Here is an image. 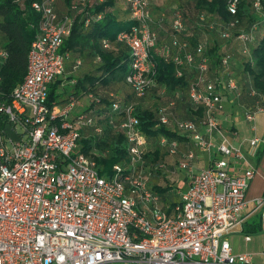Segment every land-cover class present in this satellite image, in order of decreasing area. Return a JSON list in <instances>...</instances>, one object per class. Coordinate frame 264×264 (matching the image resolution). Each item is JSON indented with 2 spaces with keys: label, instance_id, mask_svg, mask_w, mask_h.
Here are the masks:
<instances>
[{
  "label": "built area",
  "instance_id": "obj_1",
  "mask_svg": "<svg viewBox=\"0 0 264 264\" xmlns=\"http://www.w3.org/2000/svg\"><path fill=\"white\" fill-rule=\"evenodd\" d=\"M88 1L74 0L70 10L82 12ZM157 1L124 0L135 21L129 32L117 36L129 50L124 82L135 97L143 98L156 85L154 53L173 62L176 78L194 72L187 80L186 95L201 117L175 121L174 128L188 135L194 149L214 157L206 168L195 171L194 151L182 152L177 140L160 136L159 147L178 158L174 173L183 171L186 177V188L175 191L179 200L165 203L148 184L151 173L163 171L165 165L157 162L151 169L146 167L148 138L140 129L134 105L112 102L113 112L121 110L113 127L126 140L127 158L112 167L111 175L100 174L94 156L79 153V140L80 130L94 124L91 113L99 116L102 109L94 106L70 118L75 98L64 106L47 103L50 86L65 72L68 55L60 50L73 17L59 16L56 0L33 2L39 21L25 77L9 101L0 98V264H257L252 255L234 252L228 237L242 232L249 202L253 206L249 215H260L264 231V195L247 201L254 170L249 167L234 174L230 165L255 157L264 147V131L261 137L237 146L222 135L218 117L223 101L226 96L238 99L240 85L228 73L230 53L223 52L221 70L213 76L205 53L209 30L220 40L232 41L242 56L250 58L259 27L242 28L235 16L239 0H228L232 19L224 26L217 17L210 20L200 13L197 26L205 34L191 47L184 13L177 10L170 21L171 46L159 48L152 27V7ZM250 2L255 13L264 12V0ZM90 22L87 17L84 26ZM101 44L109 49L107 40ZM6 57L0 46V59ZM80 65L77 58L73 68ZM259 99L243 111L245 121L253 122L264 111V96ZM155 120L157 127H170L166 107L156 109ZM243 241L250 242L251 236L244 235ZM260 255L264 257V249Z\"/></svg>",
  "mask_w": 264,
  "mask_h": 264
},
{
  "label": "trees",
  "instance_id": "obj_2",
  "mask_svg": "<svg viewBox=\"0 0 264 264\" xmlns=\"http://www.w3.org/2000/svg\"><path fill=\"white\" fill-rule=\"evenodd\" d=\"M36 1L41 0H0V46L7 54L4 60L0 59V98L6 102L9 101L11 92L23 81L26 74L27 54L37 32L39 21V16L31 8V4ZM57 1L59 0H56L55 9L58 15L69 14L73 17L70 34L63 40L60 52H80L88 49L95 56H98L101 61L100 66L96 69V73L99 76L88 75L77 80L75 85L76 93L73 96L76 97L81 91L84 94L93 95L96 83L102 87H109L124 82L129 70V56H117L109 50L112 42L123 45L117 41L118 34L129 32L135 26V21L131 18L128 7L126 9V20L119 21L112 13L113 0H101V2H98L99 0H89L84 10L79 13H72L70 10L74 0H61L65 5L63 13L57 11ZM250 3V0H239L235 15L242 22V28L246 27L248 30L252 24L259 27L258 40L250 49V58L242 56L238 47L232 41L225 42L220 40L218 37L213 36L216 35L214 31L209 30L206 31V36L209 37L205 54L210 61L211 76H213V72L221 70L220 60L223 52L227 51L232 55L228 73L232 74L239 82L241 90L239 98L246 95L251 98L250 100L254 104L260 100L261 96H264V12L261 15L255 13ZM227 4L228 0H197L196 7L202 13L208 15L210 20L217 17L225 26L232 19L227 10ZM177 10L184 13L185 21L187 19L186 11L177 7L170 13L169 24L165 15H161V18L164 17L163 19H166V23L161 22L158 30L154 29L157 34L159 48L162 45L171 46L170 21ZM97 16H100V18L96 20ZM87 17H90L92 22H90L88 27H85L84 24ZM160 32L163 33L161 37L159 35ZM188 35L190 36L186 39L190 46H196L200 41V36L194 32H189ZM104 39L109 42V49H103L101 41ZM77 57L74 58L73 65ZM236 59L238 60L237 67L234 64ZM152 60L155 64L152 79L156 85L162 86L168 91H175L176 89L186 90L187 80L192 79L194 72L189 74L187 78H176L175 67L171 60L164 61L156 53L152 55ZM249 84L255 90V96L250 95ZM58 86L59 82L56 80L49 88L47 96L49 106H57L64 103V101H58ZM112 95V98L110 96H92L95 99H92L91 106L102 109V111L96 117L94 116L95 112L91 113L93 115V126L81 130L100 129L101 133L99 132L100 134L95 137L85 138L80 131L79 153L92 154L96 161L97 170L102 175H111L112 167L116 164H121L127 158L126 140L123 134L113 127V123L117 122L121 110L118 109L113 112L109 107L112 102H118L121 105L127 103L114 94ZM134 114L139 120L141 131L149 140L151 137L158 139L160 136L177 141L184 139L163 126L157 127V121L152 111L135 108ZM99 122L104 123L103 129L98 126ZM107 131L112 133V138H107L105 135ZM152 189L162 196L165 203L169 202L165 194H162L164 190L153 187ZM253 231L255 230L249 229V232Z\"/></svg>",
  "mask_w": 264,
  "mask_h": 264
},
{
  "label": "crops",
  "instance_id": "obj_3",
  "mask_svg": "<svg viewBox=\"0 0 264 264\" xmlns=\"http://www.w3.org/2000/svg\"><path fill=\"white\" fill-rule=\"evenodd\" d=\"M121 1V2H120ZM114 2V6H113V10L112 13L113 15L117 18V20L122 21V20H126L127 18V11L124 10V12L121 11V4H123V0H113ZM167 1L165 0H159L157 1V3L155 5H153L152 7V18H153V23L152 26H154V29L159 28V23L164 22L166 23V19H163L161 17L155 16L154 17V9L156 8V6L158 5H162L163 3L165 4ZM57 11L59 12H64L65 11V5L63 4V2L61 0L57 1ZM156 11V10H155ZM160 37L163 36V33L160 32L159 33ZM105 40V39H104ZM111 48L109 51L113 52L114 55H128L129 56V50L124 46V45H120L117 44L115 42H112L110 44ZM235 53V52H234ZM66 54L68 55L66 64H65V72L64 74L59 77L57 79V82H59V86H58V90L57 93L59 94V98L58 101H64V103H62L61 105H57V106H64L69 98H75L77 100V105L74 109V111L72 112V114L70 115V118H74V116H76L78 113H84L88 110H90L93 106H91V102H92V96H113L112 94H114L115 96H117L118 98H120V92L119 89L123 90V87L126 88L128 91H126L127 94H130L132 96L133 93L131 92L130 88L125 84V82L119 83V84H115L109 87H102L101 85L97 84L94 86V92L93 95H89V94H84L83 91L79 92L78 95L75 97L73 96L74 93H76V89H75V85L77 80L82 79L85 76L88 75H95V76H99V74L96 73V69L100 66L101 61H98L96 59L97 56H95L90 50H83V51H78V52H74V51H68L66 52ZM78 56L77 58L81 59V65L78 68H73V61L74 58ZM76 58V59H77ZM75 59V60H76ZM75 64V63H74ZM235 66H238V60L236 59L234 62ZM112 90H114L112 92ZM175 92H179L181 94L182 90H175V91H170V93H175ZM61 95H64L63 98H60ZM123 95V94H121ZM125 96V95H123ZM129 95H126L124 98L125 100L129 99ZM228 97V96H227ZM243 97V96H242ZM238 98V99H233L231 100V98H228V103L233 105L234 109H238L239 113H235V114H226L224 115V113H222L219 116L220 119V126H221V133L224 137L227 138L228 142H230L232 145H239L241 144V142H243L246 139H250L253 137H261L264 131V111L258 113L255 117V120L251 123L247 122L244 120L243 118V111L249 107H251L252 101L250 100L251 98L247 97L246 95L243 98ZM124 100V101H125ZM183 100L180 97L178 100H172L171 104H172V111L174 113L177 114V112L180 111V106ZM190 102V101H189ZM186 104V102H184ZM262 104L264 105V99L262 100ZM190 103L189 105L187 104V115L184 116L186 120H190L191 118H194V112L192 110V108L190 107ZM189 108V109H188ZM233 109V110H234ZM191 110V111H190ZM198 114L201 112L200 110H197ZM224 115V117H223ZM238 116V117H237ZM245 121V126L247 127V131L249 133V136L246 138H241L240 137V130H242L243 126L242 125H237L236 123L239 121ZM242 121V122H243ZM175 133H177L179 135V132L173 127V129H171L170 127L167 128ZM225 130V131H224ZM81 131V130H80ZM82 132V131H81ZM181 137H183L184 139L182 141H177L179 144V149L182 152H186L189 150H193L195 153V158L193 161V165H194V170L195 171H199L203 168H206L209 163L210 160H212L211 155H207L205 153H201L200 151H198L197 149H194L190 138L188 137V135L184 134L181 135ZM158 140V139H157ZM149 139H148V143H149ZM242 148L245 150L246 149V145L243 144ZM163 153H165V151L163 150ZM176 158L177 161V157L174 156ZM253 168L254 170V177L253 179L250 181L249 183V187L247 189L246 192V199L247 201H251L252 199L256 198V197H260L264 195V147H260L257 155L255 157H247L246 158V162H232L230 165V169L232 168V171L234 174H239L242 171H244L247 168ZM177 177L179 179H181L183 182V186L184 188L182 190H184L186 188V177H185V172L181 171L177 173ZM256 182L260 183V190H257L256 192L252 191L251 185ZM175 190V189H174ZM172 191V196H173V200H169V202H167L168 204H172L174 202H177L179 200L178 196L176 195L175 191ZM250 205V202L247 205V208L244 210V215L246 216V220L245 222L242 224L241 229L242 232L240 233H234L233 235H230L228 237V240L231 236H235V235H240L239 237H242L241 241L244 243V245H248L251 241L252 238H254L252 235H257V233H259L260 231H263L262 228L260 227V223L259 225H255V223L251 222V219L253 216L257 215H249L250 212L252 211H248V207ZM252 205V204H251ZM249 229L255 230L253 232H249ZM244 235H250L251 236V241L245 243L243 241V237ZM237 251V250H236ZM235 252V250H234ZM238 253H242L239 252Z\"/></svg>",
  "mask_w": 264,
  "mask_h": 264
},
{
  "label": "rangeland",
  "instance_id": "obj_4",
  "mask_svg": "<svg viewBox=\"0 0 264 264\" xmlns=\"http://www.w3.org/2000/svg\"><path fill=\"white\" fill-rule=\"evenodd\" d=\"M98 1V0H97ZM167 1L165 4L163 3L162 5L156 6L154 9V17H162L161 15H165L166 19L168 20L169 24V16L170 13L172 12L173 9L181 8L186 11L187 19L185 21L187 31L188 33H196L199 36H202L205 34V31L201 30L202 27L197 26V21H198V16L201 12L196 7V2L197 0H165ZM121 2V1H120ZM121 11L124 12V10L127 9V5L123 0V4L120 6ZM156 10V11H155ZM164 18V17H163ZM216 37V35H213ZM209 37V36H208ZM123 87L122 89H119L118 92H120V98L121 100H125V96L129 95V99L125 100L127 104H132L134 105L135 108H140V109H146L149 111H152L155 116L156 109L158 107H166L167 109V114L168 117L170 118V128L173 129L175 121H194L198 119L197 117H201V112L198 114L197 110H194V107L192 104L188 101L187 95H186V90H183L181 94L179 92L175 93H170V91L166 90L162 86H151L148 91L146 92L145 96L143 98H137L135 96H132L130 94H127L126 91H128L126 88ZM114 90H112L113 92ZM125 96H123V95ZM64 95H61L60 98H63ZM182 98L183 104L180 106V111L174 113L172 111V100H178L179 98ZM229 96L225 98L224 102V109L223 111L219 114V116L224 113V115L228 114H235L236 112L240 114L238 109H234L233 105L229 104L227 105ZM186 102V104L184 103ZM192 108L194 112V118H191L190 120H186L184 116H186L188 113L186 111L187 109V104ZM189 109V108H188ZM234 109V110H233ZM223 115V117H224ZM238 117V116H237ZM218 121L220 123V119L218 117ZM243 121V120H242ZM239 121L236 124L237 125H242L243 128L240 130V137L241 138H246L249 136V133L247 131V127L245 126V121ZM98 126L103 129L105 126L103 122H99ZM225 131V130H224ZM179 132V131H178ZM101 133V132H100ZM99 132H96L93 129H88L84 130L81 132L82 136L87 138V137H95ZM107 138H112V133L108 132L105 133ZM179 135H184V133L179 132ZM157 154V157H156ZM146 161V167L151 169L153 165H155L157 162L164 163L165 169L163 171H159L158 173L152 172L151 175L148 177V184L150 187L153 188H158L161 190H164L162 194H165L166 198L168 200H173L172 196V191L175 190H182L184 188L183 186V181L177 177V173H174L175 171V165H176V158L174 156H170L168 153H163V149L159 147L158 140L155 137H151L150 141L148 143V148H147V155L145 157ZM147 173V172H146ZM252 191L256 192L257 190H260V183L256 182L251 185ZM154 190V189H153ZM174 190V191H175ZM253 206L249 205L248 211H251ZM246 212V211H245ZM244 212V213H245ZM243 213V215H244ZM251 222L255 223V225H259L260 223V215L257 214L252 217ZM240 235H235L231 236L229 238V241L232 245L233 251L235 250L236 253L242 252V253H247L253 256V261L254 263L257 264H264V257L261 256L260 254L262 253L264 246H263V238H264V231H260L257 233V235H252L254 238H252V241L248 245H244V243L241 241L242 237H239ZM237 250V251H236Z\"/></svg>",
  "mask_w": 264,
  "mask_h": 264
}]
</instances>
